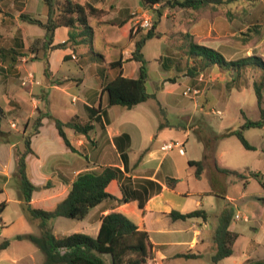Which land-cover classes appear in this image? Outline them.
<instances>
[{"label": "crops", "instance_id": "1", "mask_svg": "<svg viewBox=\"0 0 264 264\" xmlns=\"http://www.w3.org/2000/svg\"><path fill=\"white\" fill-rule=\"evenodd\" d=\"M30 1H34L38 9L39 0ZM78 1L80 3L89 2L104 11L100 17L89 16L88 18L91 26L92 20L96 25L92 26L94 29L92 48L94 50L95 39H97L96 27H98L101 43L111 47L119 46L118 58L122 60L121 69L119 71L104 70L105 63L112 60L107 61L103 54L104 61L92 59L86 46L79 48L78 57L70 48H57L49 51L45 56L49 63V74L46 76L44 75L42 49L44 39H40L41 45L36 54L38 58L35 60L28 61V56L26 58L22 56L24 62L19 63L12 60V54L0 53V63H3L6 68L4 79L0 82L1 100L4 105L0 106L6 113L5 119L8 124L7 128L2 124L0 127L5 131H11V129L14 131V134L9 135L8 142L0 141V217L2 221L0 243L4 240L8 241V244L0 249V264H42L43 262L42 252L32 241L27 238H17L18 235L38 234L40 220L30 217L23 209L22 201L18 198V189L13 177L16 169V147L23 149V136L33 132L31 131L32 123L39 112L50 114L63 122L73 116H78L81 121H87L89 119L87 106L106 108V114L92 122L93 129L89 133V137L70 127H64V133L73 150L64 144L53 120L47 116L42 117L37 132L31 135L30 147L33 153L26 157L27 175L37 188L31 194L30 205L33 208L44 210L53 209L67 195L72 181L79 172L99 166H116L123 171L124 176L151 179L160 183L162 187L160 191L151 194L142 207L135 199L119 202L108 198L91 208L83 219L64 216L51 218L47 223L56 236L74 232L96 236L101 217L116 211L123 213L139 229L147 232L150 254L146 264H189L188 260H205L214 264L210 260L215 249L214 231L220 212L227 208L233 213L229 230L236 233L237 236L232 245V254L221 259L217 264H225L226 261L230 262L227 264H244L247 259L264 258V187L261 186L263 189L258 195L256 194V197H250L247 193L248 185L254 178L251 173H259L264 181V125L257 127L260 130L259 141L248 140L254 147L250 151L256 152L252 163L248 164L245 162L246 160L238 159L239 149L228 150V148L222 147L215 148L214 160H203V143L195 134V131L202 127L192 125L193 116L199 111L202 119L212 99L217 101V98H223L227 94L225 91L228 93L240 91L241 85L233 83L235 79L232 71L222 70L217 65H213L207 74L201 71L198 75L189 77L184 71H176L174 65L171 64L168 69H164L158 61L160 56L176 58L178 57L176 55H182L179 47H185L188 44V34L191 35V40L196 43L218 49L221 53L223 51L226 53L227 59L250 54L259 55L264 59V0H231L215 9L208 7L204 10L199 9L197 12L180 8L179 12L186 13L183 24L178 28L169 24L164 31L158 29L161 20L166 19L167 16L166 10L163 12L161 9L162 15L156 28L161 35L153 37L162 40L161 52L153 57L157 64L154 71H149L147 65L145 84L147 92L153 94L154 97L129 109L119 105L106 107L107 96L102 88L106 81L117 76L119 72L126 77L137 76L139 64L134 60H128V57L134 49L138 19L146 13L145 11L149 10L142 9L140 0H119L118 5L107 7L97 5L102 0ZM26 12L37 13L27 6ZM110 13H114L112 18L108 16ZM45 16L40 17L45 19ZM107 25H109V29H106ZM112 25L123 28L124 33L127 34L131 31L132 38L118 44V41L111 39L109 35ZM254 25L258 26V30L254 31L258 37L252 39L251 36L250 39L242 43V39H238V31L240 32L242 27L247 29ZM67 31L68 29L65 27L57 28L54 32L53 44L64 41ZM177 32H179L180 39H171V35H176ZM184 33L187 35L185 36ZM21 40L24 43L26 41V39ZM55 52H59V54L53 56ZM83 54H88L85 63L89 73L82 67L81 72L73 73L68 61L78 60L79 56ZM28 55H35V53ZM64 55L70 56L63 59ZM37 61L43 62L42 74L38 77L34 74L35 81L32 80L26 84L31 102L28 104L20 94V87L14 84L15 82L8 76L10 70L13 71L15 68L22 74L23 72L28 74ZM133 63H135L134 67L131 65ZM129 65L132 67L128 68ZM170 77L174 78V82L167 80ZM179 83H184L186 88L193 85L200 89V93L194 95L199 100L194 103V112L188 113V110L178 105V107H174L177 111L175 117L173 119L165 118L164 121L144 117L140 114L133 115V117L128 115L132 110L147 104L150 100H156L158 105H163L164 109L159 107L162 113L169 106L177 105L167 100L166 96H173ZM72 85L78 88L79 104L81 105H75L76 97L72 99V105L76 108L71 114H66V118L51 114L48 110L50 98H54V93L59 97ZM214 85L217 89H225L222 96L217 95V92L212 89ZM160 93L166 97L162 102L157 97ZM42 103L43 107L41 108L39 104ZM58 108L64 110L65 103L59 102ZM211 111L215 113L217 110ZM220 113L222 112L220 111ZM17 120L19 121L17 122ZM242 122H239L237 127L231 126L225 129L239 128ZM23 123L27 124L26 128ZM45 129L50 132L49 135L44 132ZM225 129L219 132L212 130L211 132L221 133ZM188 131L191 140L197 146L190 152H188ZM246 131H250V128L244 129V134ZM123 134H127L129 139L122 136ZM118 136L120 139L116 142L114 138ZM233 136L230 135L222 139L229 140ZM166 143L174 145L164 149L163 145ZM176 143L177 145H175ZM127 145H129L128 148H126ZM192 145L195 146L194 143ZM122 149H127L126 167L121 157ZM226 155L227 161L224 159ZM190 160H203L199 177L195 176V166L189 163ZM218 167L237 171L242 176L224 174ZM168 177L175 179L173 186L166 184ZM200 180L204 181V188L198 184ZM122 182L123 178L113 179L108 183L106 190L120 199L123 196ZM133 184L129 183L130 189L135 188V184ZM196 194L199 195L197 198L194 197ZM260 203L261 207L258 205ZM196 209L203 210L205 217L174 219L170 216L172 211L184 214ZM236 215H238L237 218ZM183 253L196 254L198 257L178 256ZM235 255L238 256L230 259ZM104 256H108L110 262L109 255H103L105 263L109 264Z\"/></svg>", "mask_w": 264, "mask_h": 264}, {"label": "trees", "instance_id": "2", "mask_svg": "<svg viewBox=\"0 0 264 264\" xmlns=\"http://www.w3.org/2000/svg\"><path fill=\"white\" fill-rule=\"evenodd\" d=\"M45 6V19L32 16L29 13H19V18L28 23L36 25L44 29V41L42 45L44 57V75L49 74V63L45 57L49 51L57 48H70L71 51L77 52L81 47H88L90 57L94 60L104 61L102 54L97 53L92 48L94 29L89 24V16L100 17L104 13L103 10L95 7L89 2L80 3L78 0H41ZM231 0H140L142 9H154L158 14V20L162 15L161 9L165 8H181L198 11L199 9L211 6L215 9L217 6L226 4ZM3 0H0V4ZM159 5V8L154 6ZM1 12V9H0ZM158 20H154L151 28L143 31L137 26L135 29L136 38L134 39V49L131 52L128 60H134L139 64L138 74L136 77H126L117 74L114 78L106 81L103 84L102 91L107 96V105H119L125 108H132L134 105L145 101L150 97H154L146 90L147 79V60L142 53V47L147 39L159 37L160 32L156 30ZM65 27L68 29L67 37L64 41L53 44L54 32L57 28ZM256 27L248 28V31H255ZM247 35V33H244ZM186 36L187 34L184 33ZM188 36V44L185 47H179L182 55L160 56L158 61L164 69H168L169 65H174L176 71H184L189 77L198 75L201 71L205 74L213 65H217L222 70L232 71L233 74L239 75V72L244 68H251L263 73L261 81H254L252 87L256 95L257 105L260 111V118L250 119L244 117V121L240 128L225 129L221 133H203L196 130L197 138L203 143V160H214V153L217 142L227 136L234 135L241 142L245 149H253L254 147L248 142L243 134L246 128H257L264 125V108L262 107L264 89V59L256 54L241 56L235 59H227L218 49L202 45L194 42L191 35ZM2 35L0 33V39ZM129 38H132L130 31ZM244 42L247 39H243ZM16 44L23 46V42L19 39ZM8 52L12 54V60H15L14 54L17 50L13 47L5 48L0 46V53ZM35 53V49L33 51ZM75 54V53H74ZM70 55H64L63 59L69 58ZM35 54L31 60L37 59ZM122 60H116L105 63L104 70L121 69ZM174 82V78L167 79ZM89 112V119L81 121L78 116H73L69 120L63 122L50 114L39 112L34 120L36 125L34 131L24 135L22 139L23 149L16 147V169L13 177L18 189V198L22 201L23 209L32 218L40 220L38 234L18 235L17 238H27L32 241L42 252V264H106L103 255H109L111 264H146V260L150 254V242L146 231L139 229L138 226L121 212L112 211L104 214L101 217V223L96 236H91L82 232H74L67 235L56 236L47 221L57 216H64L73 219H83L91 208L99 204L105 199H114L119 202H125L130 199L138 201L140 207L143 206L149 196L160 191L161 184L151 179L132 178L124 176L116 166H99L95 169H89L79 172L71 183L67 195L59 201L51 210L41 208H33L30 205V197L32 192L37 188L27 175L26 157L33 153L30 147V137L37 132L38 126L41 124V119L44 116L52 119L62 138L64 144L73 150L69 140L64 133V127H70L78 133L89 137V133L93 129V121L99 120L101 115L106 114V108L86 107ZM6 113L0 106V126ZM11 131L2 130L0 127V141L8 142ZM127 140L129 136L123 134ZM120 136L115 137L117 142ZM127 145L126 148H128ZM127 149H122L121 157L126 167L127 164ZM203 160H190L189 163L195 166V176L199 177L202 170ZM219 168V167H218ZM224 174H232L234 176H242L241 173L219 168ZM258 180L260 185L264 187L263 177L259 173H251ZM123 178L121 189L123 196L118 199L110 194L106 187L113 179ZM135 184V188L130 189L129 183ZM175 179L166 178V184L173 186ZM133 184V185H134ZM1 210V206H0ZM170 216L174 219L187 217H205V212L201 209H196L188 213H179L172 211ZM232 210L224 208L219 214L218 224L214 231L213 240L215 249L210 257L212 263L217 264L221 259L232 254V245L237 234L229 230V224L232 219ZM8 244L7 240L0 243V249ZM178 256L186 258L198 257L196 254L183 253ZM244 264H264V258L247 259Z\"/></svg>", "mask_w": 264, "mask_h": 264}, {"label": "rangeland", "instance_id": "3", "mask_svg": "<svg viewBox=\"0 0 264 264\" xmlns=\"http://www.w3.org/2000/svg\"><path fill=\"white\" fill-rule=\"evenodd\" d=\"M119 0H102L100 3L98 2L97 5L100 6H114L118 5ZM124 4V3H123ZM234 5V2L232 3V6ZM26 6L30 7L33 11L37 13H29L32 16L35 17H43L45 16V6L42 3L41 0H39L38 4V9L37 5L34 1L30 0H3V2L0 4V33L2 35L0 39V46H4L5 48H10L13 47L17 50V54H14L15 56V62L22 63L24 62L22 60V56H28V61H30L34 55H31L34 53L35 49V54L38 53V48L41 45L40 39H44V29L33 25V24H28L24 21H22L19 18V13L26 12ZM156 9L159 8V5L154 6ZM208 7L211 6H206L201 8L207 9ZM180 8H165L163 12L166 10L167 16L166 19H162L161 22L159 23L158 29L161 31L165 30V27L168 26L169 24H172V26L177 27L181 24H183V20L186 17V13L179 12ZM213 9V8H212ZM200 10V11H201ZM147 15L151 17L152 23L154 20H158V14L154 9H151L149 11H145ZM39 14V15H37ZM109 18H112L114 16V13H110ZM40 17V18H41ZM141 19V17L139 18ZM166 20V21H165ZM92 26H96L94 21H91ZM252 25V24H251ZM250 26V25H249ZM106 29H109V25L105 26ZM139 27V26H138ZM253 27V26H252ZM256 29L258 30V26L254 25ZM150 28V27H149ZM149 28H142L139 27V29H142L143 31L148 30ZM97 31V39H95V44H94V51L99 52L103 54L106 58V60H114L118 58L120 48L119 46H107L101 43L100 40V31L98 27H96ZM111 33L109 34L111 39H116L118 41V44H122L123 42H127L129 38V33H124V29L116 26H111V29L109 30ZM260 31V30H259ZM244 33H247L244 34ZM252 34V35H251ZM238 39H242V43L244 42L243 39H250L252 36V39H256L258 35L254 33V31H251V33L247 29L241 28L240 32L238 31L237 33ZM178 36L179 32L171 35V39H180ZM19 39H26L25 43L23 42V46H19L16 44V42ZM28 39V40H27ZM30 39V41H29ZM32 39V40H31ZM246 42V41H245ZM161 45H162V40L159 38H150L147 39L144 42L143 45V56L147 60V65L149 71H154V69L157 67L156 62L153 60V57L156 56L158 53L161 52ZM30 53L31 56L28 54ZM76 56L78 57L79 53L74 52ZM59 52H55L53 56L58 55ZM222 54L225 56L226 53L222 51ZM88 54H83L79 56V61L71 59L69 62V65L71 67V71L73 73H79L81 72V69H85L87 73H89V69L85 63L86 56ZM89 58V57H88ZM239 58V57H237ZM17 59V60H16ZM84 64V65H83ZM133 67L135 66V63L131 64ZM128 66V68L132 67ZM42 67H43V62L37 61L35 64L32 66V71H29V73L33 74L32 80L35 81V75L36 77L40 76L42 74ZM82 67V68H81ZM5 66L3 63H0V82L2 79H4L3 75L6 73ZM31 70V69H30ZM27 73H20L19 70L15 68V70L11 71L8 76V78H11L14 82V84L18 85L20 87V94L23 98H25V101L28 104H31L30 99H29V94H28V89L26 88V80L25 83L23 84L22 81L24 80V77H26ZM35 74V75H34ZM263 73L251 68H244L239 72V75L236 76V74H233V78L235 79L233 83L235 82L236 84L241 85V90L240 91H233L228 93L225 91V96L223 98H217V101H214L213 99L211 100L210 105L208 106L207 111L205 114L202 116V119L200 118V112L198 111L196 115L193 116L192 118V125H198L199 127H202L200 129L201 132L203 133H211V131L219 132L227 127H237L239 122H242L244 120V117L250 118V119H258L260 118V111L259 107L257 105L256 101V95L254 92V89L252 87V83L254 81H261ZM190 85V84H189ZM190 87L193 88V85H190ZM196 87V86H195ZM1 89V88H0ZM186 85L184 83H179L175 90H174V95H170L169 97L166 96L169 101H172L176 103L177 105H171L168 107V109H165V112L162 113V110H159V107L163 108L161 105H158L156 100H150L147 104H143L141 106H138L134 110L131 111V113H128L129 116L133 117L140 114L144 117H151L153 119H156L158 121H164L165 118L167 119H173L175 117V113L177 112L174 107L181 106L188 110L189 112H194V103H196V100H198L197 97L192 95L191 93H185ZM213 90L217 92V95H221L224 93L223 90L225 89H217V87L214 85L212 87ZM1 91V90H0ZM263 94V101H262V107L264 108V89L262 91ZM2 93H0V105L3 106L4 103L1 100ZM54 98H50V103H49V112L53 115L59 116L61 118H66V114H71L76 108L75 106L72 105V99L77 97V102L75 103L76 106H79L81 104L79 100V91L78 88L75 85H72L70 89H68L64 94L57 95L54 93L53 94ZM165 95L160 93L157 95L158 99L160 102L165 100L166 97ZM197 98V99H196ZM59 100V101H58ZM59 102H64L65 103V109L61 110L58 108V103ZM13 103V102H12ZM11 103V104H12ZM15 105V104H12ZM40 107H43V103L39 104ZM164 109V108H163ZM211 110H220L222 113H213ZM203 120V121H202ZM19 120H17L18 122ZM7 120L4 119L2 120L1 124L2 126H5L7 128ZM243 123V122H242ZM24 127L26 128L27 124L23 123ZM22 125V126H23ZM32 130L34 131L36 125H34V122L32 123ZM18 128V126H15ZM21 128V125L19 126ZM241 127V126H240ZM239 127V128H240ZM10 129L12 127H9ZM55 129V128H53ZM244 131V130H243ZM47 135L50 134V132L45 129L44 131ZM56 132V130H55ZM11 133L14 134L13 129H11ZM57 133V132H56ZM260 133V130L258 128H250V131H246L244 134L245 138L247 140H250L251 142H257L258 140V134ZM188 152H190L192 149H196V143L191 140V135L190 132L188 131ZM194 143L195 146L192 145ZM228 148V150H238L239 149V157L238 159H242L243 161L247 162L250 164L252 163V159L256 155V152H252L250 150L245 149L239 139L236 136L231 137L229 140L228 139H221L218 143L216 148ZM224 159L227 161L228 157L227 155L224 156ZM252 166V165H250ZM253 168V167H252ZM198 184L201 186V188H204V181L200 180ZM262 187L258 180L252 178L248 188H247V193L248 196L252 197L255 196L256 194L258 195L262 191ZM199 195L196 194L194 197L197 198ZM258 201V200H257ZM261 207V203L258 204ZM238 256V255H237ZM232 256L230 259H234L237 257ZM105 259H107V262H109L108 256H104ZM189 264H211L209 261L205 260H188ZM231 261V260H230ZM225 264L230 263L228 261L224 262ZM223 264V263H222Z\"/></svg>", "mask_w": 264, "mask_h": 264}, {"label": "built area", "instance_id": "4", "mask_svg": "<svg viewBox=\"0 0 264 264\" xmlns=\"http://www.w3.org/2000/svg\"><path fill=\"white\" fill-rule=\"evenodd\" d=\"M137 26L142 27V28H149V27L151 28V26H152L151 17L149 15H147L146 13L143 14L141 16V19H138ZM32 77H33L32 73H28L26 75V77H24V80L22 81V83L24 84L25 83V80H26V82H31L32 81ZM185 93H191L192 95H198L200 93V89L199 88H196V87H193L192 88V87L188 86L185 89ZM216 112L217 113H220V111H218V110ZM172 145H174V144H172V143H166V144L163 145V148L164 149H168ZM175 145H177V143ZM237 217H238V215H236V218ZM1 229H2V221H1V217H0V231H1Z\"/></svg>", "mask_w": 264, "mask_h": 264}, {"label": "water", "instance_id": "5", "mask_svg": "<svg viewBox=\"0 0 264 264\" xmlns=\"http://www.w3.org/2000/svg\"><path fill=\"white\" fill-rule=\"evenodd\" d=\"M140 4H141V2H140Z\"/></svg>", "mask_w": 264, "mask_h": 264}]
</instances>
